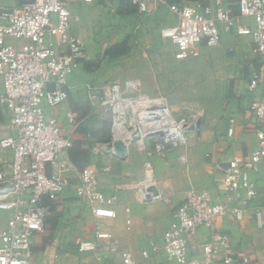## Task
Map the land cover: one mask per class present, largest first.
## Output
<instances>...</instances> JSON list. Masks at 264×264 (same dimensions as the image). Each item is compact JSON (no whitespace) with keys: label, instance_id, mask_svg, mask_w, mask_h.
<instances>
[{"label":"built area","instance_id":"2783aa9c","mask_svg":"<svg viewBox=\"0 0 264 264\" xmlns=\"http://www.w3.org/2000/svg\"><path fill=\"white\" fill-rule=\"evenodd\" d=\"M76 1L94 0H25L16 4L0 0V104L11 108L14 127L13 134L0 139V147L12 151V159L0 164V210L12 212L6 225H0V264H29L36 234L44 231L45 218L70 187L95 217H117L111 205L116 195L109 197L100 187V172L110 168L101 169L89 162L70 176L63 154L73 146V140L63 132L59 119L47 113V108L58 107L69 99L70 76L88 56L87 46L72 30L70 6ZM130 2L144 15L152 12L151 2L169 7L177 22L164 27L161 35L175 46L181 59L198 57L202 46L219 45L223 31L250 35L262 65L252 73L249 90L253 93L264 86V0ZM244 17L253 19V23H239ZM133 39L139 42L138 35ZM138 83L111 82L99 92L92 81L85 84L90 104L102 111L112 131L109 140L97 142L91 151L126 160L129 144L137 143L147 155L145 175L137 185L141 201H168L155 176L153 159L165 157L172 148L186 147L189 133L201 128L204 114L196 102L177 108L160 95L134 94ZM249 110L257 121V146L220 165L222 197H215L207 188L188 189L173 209L174 224L160 243L152 242L140 251L141 260L215 264L221 259L223 264H261L250 255L232 253L227 232L214 231L200 243L197 255H191L188 245L190 236L202 227H213L220 217L231 215L242 221L259 195L253 175L264 163V97L253 98ZM69 117L73 120L74 115L69 113ZM234 133L229 127L227 134ZM179 159L184 162L186 155ZM253 214L256 225L264 227V207L255 206ZM111 238L110 231L96 229L93 238L78 237L74 246L81 253H92L96 264H112L103 251ZM133 254L132 247L123 249L122 264H137Z\"/></svg>","mask_w":264,"mask_h":264},{"label":"crops","instance_id":"0c3cea01","mask_svg":"<svg viewBox=\"0 0 264 264\" xmlns=\"http://www.w3.org/2000/svg\"><path fill=\"white\" fill-rule=\"evenodd\" d=\"M5 1L7 4L18 3V0ZM194 1L197 0L182 2ZM125 2L94 0L76 1L71 4L72 30L87 46L88 56L70 76L69 99L58 107L47 108L48 115L56 116L63 132L73 140V146L63 154V163L70 176H75L89 162L101 169L105 166L110 168L100 172V187L107 196L116 195L117 199L111 201V205L116 209L117 217H95L85 202L76 195L74 188L64 190L45 218L44 231L36 234L34 238V253L29 264H96L92 253H81L74 246L78 237L93 238L96 229L112 233V238L103 247L112 264H122L120 253L128 247L134 249L133 258L137 264H156L158 259L141 260L140 251L149 248L152 242L162 241L165 232L174 224L173 209L183 199L185 192L192 187L207 188L220 199L223 179L220 165L257 146L254 132L257 121L250 113L249 104L255 97H264V86L260 85L251 93L249 81L252 73L258 70L262 63L254 51L250 35L223 31L219 45L202 46L199 56L205 50V53H209L208 61L215 63V55L219 54L220 57L224 56L223 58L231 52V55H234L230 61L233 64L229 69L231 80L226 93V109L215 119L211 117L205 121L204 117L200 132L197 130L189 133L186 147L172 148L165 157L153 159L155 176L162 183L168 201H141L137 185L144 178V162L147 155L137 143L129 144V157L126 160L109 153L96 154L91 151L94 144L109 138L111 127L107 133L104 131L107 118L99 108L90 104L85 88L87 82L92 81L99 92L106 85L99 87L96 83L107 81L110 77L113 80L111 82L122 85L131 80H138L134 94L165 97L162 86L164 79L153 71L152 62H147L145 58H135L138 55L136 49L146 42L139 38L138 47L130 32L137 26L142 31L141 27L144 28L145 24L149 28L158 27L162 30L176 24L177 18L167 5H155L151 2L152 12L144 15L137 7ZM233 9L236 10V7L233 6ZM238 22L252 24L253 19L244 17ZM124 40H128L127 45L131 47L129 52L116 58L105 54L109 47ZM170 44L176 52L175 46ZM85 61L92 63L90 69L85 68ZM223 62L227 63L228 60L224 59ZM141 63L145 70L142 67L143 71L139 73L137 67L140 68ZM219 73L226 75L223 71ZM2 92L0 80V94ZM168 101L176 105L179 100ZM69 113L74 115L73 120L70 119ZM11 117V108L0 104V139L14 133ZM229 127L235 130L233 136L227 134ZM205 150L206 157L204 163H201L202 169L197 167L194 156L198 158ZM182 154L186 155L184 162L179 159ZM11 159L12 151L0 147V164ZM253 176L259 187V195L253 206L264 207V163L260 172ZM46 202L49 200L46 199ZM253 206L242 221L225 215L217 219L213 227H202L195 235L190 236L188 245L191 255L199 253L200 243L208 240L214 231H223L230 236L232 253L250 255L264 264V227L256 225ZM127 208L130 209L129 212L126 211ZM11 216V211L0 210V225L5 226ZM128 218L131 223L127 222ZM215 264L223 263L221 259H217Z\"/></svg>","mask_w":264,"mask_h":264},{"label":"rangeland","instance_id":"374dc122","mask_svg":"<svg viewBox=\"0 0 264 264\" xmlns=\"http://www.w3.org/2000/svg\"><path fill=\"white\" fill-rule=\"evenodd\" d=\"M141 28L143 29L142 31L139 28L135 33L134 28L130 32L133 37L138 35L140 36L139 38L144 39L146 42L145 44L141 43V47L138 46L140 42L135 43L139 47L136 49L138 55L135 58L141 60L145 58L147 62H152L153 71L164 79V85L162 83L164 89H162L164 90L165 98L179 100L177 103L181 104H173L177 108L183 107L189 102L198 103L201 111H203L205 121L211 117H213L212 119L219 117L220 113H223L226 109L228 103L226 93L228 83L231 80L229 69L231 64H233L230 62L234 58V55H231L232 52L228 53L225 58H223L224 56L220 57L219 54L215 55V63L208 61L209 53H205V50L199 57L180 60L176 56L174 47L168 41L163 40L161 30L158 27L149 28L145 24L144 28ZM224 59H227L228 62L224 63ZM139 67L141 68L137 67L139 73L143 69L145 70L142 63L139 64ZM219 71L225 72L226 75L219 73ZM111 81H113L112 77L107 81L97 82L96 84L100 87L110 84L109 82ZM111 134L112 131L110 130L109 138L105 139V141L111 138ZM205 154L206 150L202 155H198V158L194 156L197 167L200 166L202 168L201 163H204Z\"/></svg>","mask_w":264,"mask_h":264},{"label":"trees","instance_id":"16d2710c","mask_svg":"<svg viewBox=\"0 0 264 264\" xmlns=\"http://www.w3.org/2000/svg\"><path fill=\"white\" fill-rule=\"evenodd\" d=\"M23 1H25V0H18V3H22ZM121 1H123V3L126 1L125 4L133 5L130 2V0H121ZM182 1L183 0H167L168 3H181ZM133 6H135V5H133ZM134 10H135V8L132 9V11H134ZM127 43H128V40H124V42H122V43L114 44L106 50L105 54L110 56L111 58H116L122 54H125L131 50V47L128 46ZM84 63H85V68H87V69L91 68V64H92L91 62L85 61ZM107 130H110V125H109L108 121L105 122V130L104 131L106 132Z\"/></svg>","mask_w":264,"mask_h":264},{"label":"water","instance_id":"95a60500","mask_svg":"<svg viewBox=\"0 0 264 264\" xmlns=\"http://www.w3.org/2000/svg\"><path fill=\"white\" fill-rule=\"evenodd\" d=\"M198 132H200V128L198 129Z\"/></svg>","mask_w":264,"mask_h":264}]
</instances>
